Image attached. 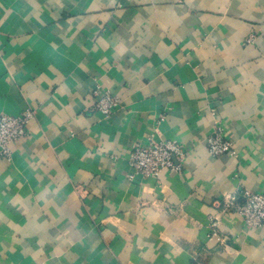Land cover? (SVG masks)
Wrapping results in <instances>:
<instances>
[{"label":"crops","instance_id":"crops-1","mask_svg":"<svg viewBox=\"0 0 264 264\" xmlns=\"http://www.w3.org/2000/svg\"><path fill=\"white\" fill-rule=\"evenodd\" d=\"M28 108L0 264H264V225L215 205L264 193V0H0V115ZM218 127L232 153L209 152ZM152 137L185 160L131 179Z\"/></svg>","mask_w":264,"mask_h":264},{"label":"built area","instance_id":"built-area-1","mask_svg":"<svg viewBox=\"0 0 264 264\" xmlns=\"http://www.w3.org/2000/svg\"><path fill=\"white\" fill-rule=\"evenodd\" d=\"M117 104L118 99L106 93L100 97L96 110L104 117H108ZM34 115L35 111L32 108H28L21 115H0L1 154L9 156L11 143L27 136L29 123ZM207 147L209 152L215 156L234 151V145L225 137L222 127H218L213 134L207 137ZM185 156L184 144L178 139L156 140L152 137L146 144L136 142L131 147L129 177L133 179L136 174H141L146 178L158 177L165 169H179ZM243 197L244 201L240 202L238 195L229 193L222 200H217L215 205L223 211H237L243 216L248 227L264 225V193L246 190ZM213 235H216L215 231Z\"/></svg>","mask_w":264,"mask_h":264}]
</instances>
